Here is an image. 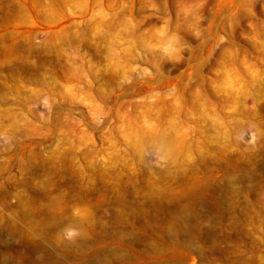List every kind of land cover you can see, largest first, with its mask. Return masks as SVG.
<instances>
[{"label":"rangeland","instance_id":"1","mask_svg":"<svg viewBox=\"0 0 264 264\" xmlns=\"http://www.w3.org/2000/svg\"><path fill=\"white\" fill-rule=\"evenodd\" d=\"M0 264H264V0H0Z\"/></svg>","mask_w":264,"mask_h":264}]
</instances>
